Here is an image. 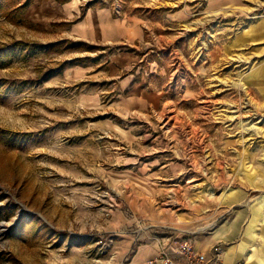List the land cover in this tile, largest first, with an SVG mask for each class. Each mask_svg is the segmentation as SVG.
<instances>
[{
	"label": "rangeland",
	"instance_id": "rangeland-1",
	"mask_svg": "<svg viewBox=\"0 0 264 264\" xmlns=\"http://www.w3.org/2000/svg\"><path fill=\"white\" fill-rule=\"evenodd\" d=\"M104 7L144 36H71ZM259 205L264 0H0V264H134Z\"/></svg>",
	"mask_w": 264,
	"mask_h": 264
},
{
	"label": "crops",
	"instance_id": "crops-1",
	"mask_svg": "<svg viewBox=\"0 0 264 264\" xmlns=\"http://www.w3.org/2000/svg\"><path fill=\"white\" fill-rule=\"evenodd\" d=\"M72 11H75L73 17L79 13L74 7ZM176 13L178 17L183 15L177 11ZM65 21L72 23L71 36L105 45H120L123 41L141 39L149 24V21L134 14L117 18L108 7L89 8L77 21ZM123 55L116 57L117 59L110 64V66L114 65L115 71L118 70L115 64L126 69L135 61V55L130 53L126 54L127 56ZM127 83L124 82V85ZM133 86L134 90L128 96L131 101L146 100L150 97L149 95H152L148 85L143 90L141 85H138V88L137 84ZM253 220L257 224L255 229L252 226ZM195 245L198 252L204 256H209L212 249L219 246L223 252V264H264V205L248 208L245 215L236 216L231 223L221 224L204 240L195 241ZM158 253L155 248L140 249L133 263L144 264L151 256L154 257Z\"/></svg>",
	"mask_w": 264,
	"mask_h": 264
},
{
	"label": "built area",
	"instance_id": "built-area-1",
	"mask_svg": "<svg viewBox=\"0 0 264 264\" xmlns=\"http://www.w3.org/2000/svg\"><path fill=\"white\" fill-rule=\"evenodd\" d=\"M147 264H223V252L219 246L204 256L191 239L174 241L161 246L160 252L147 260Z\"/></svg>",
	"mask_w": 264,
	"mask_h": 264
},
{
	"label": "bare ground",
	"instance_id": "bare-ground-1",
	"mask_svg": "<svg viewBox=\"0 0 264 264\" xmlns=\"http://www.w3.org/2000/svg\"><path fill=\"white\" fill-rule=\"evenodd\" d=\"M146 264H147V262H146Z\"/></svg>",
	"mask_w": 264,
	"mask_h": 264
}]
</instances>
